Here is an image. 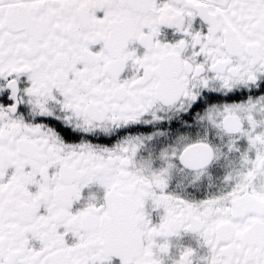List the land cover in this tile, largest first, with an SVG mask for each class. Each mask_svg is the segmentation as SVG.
<instances>
[{
	"label": "snow or ice",
	"instance_id": "snow-or-ice-1",
	"mask_svg": "<svg viewBox=\"0 0 264 264\" xmlns=\"http://www.w3.org/2000/svg\"><path fill=\"white\" fill-rule=\"evenodd\" d=\"M0 264H264V0H0Z\"/></svg>",
	"mask_w": 264,
	"mask_h": 264
}]
</instances>
